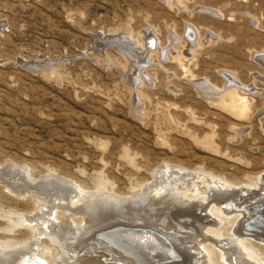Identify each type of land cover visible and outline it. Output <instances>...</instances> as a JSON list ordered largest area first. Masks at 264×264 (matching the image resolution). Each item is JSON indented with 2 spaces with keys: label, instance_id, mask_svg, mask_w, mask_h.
<instances>
[{
  "label": "rangeland",
  "instance_id": "obj_1",
  "mask_svg": "<svg viewBox=\"0 0 264 264\" xmlns=\"http://www.w3.org/2000/svg\"><path fill=\"white\" fill-rule=\"evenodd\" d=\"M261 54L264 0H0V167L27 170V183L6 179L28 190L79 184L105 193L85 226L93 236L130 221L126 201L145 195L165 165L250 183L264 170ZM138 59L148 62L143 72ZM231 78L251 89L246 116L221 104ZM203 81L221 94H203ZM27 196L0 189L1 241L29 237L25 227L4 230L13 218L4 213L34 209ZM225 219L215 231L232 238ZM247 242L264 261V248ZM206 243L212 264H222Z\"/></svg>",
  "mask_w": 264,
  "mask_h": 264
},
{
  "label": "bare ground",
  "instance_id": "obj_2",
  "mask_svg": "<svg viewBox=\"0 0 264 264\" xmlns=\"http://www.w3.org/2000/svg\"><path fill=\"white\" fill-rule=\"evenodd\" d=\"M185 36L192 51L197 38L190 26ZM170 38V46L178 42L173 32ZM148 47L143 46L142 51L148 53ZM156 50L162 53L158 46ZM258 58L264 64V54ZM146 62L140 63L138 59L134 61V66L143 72ZM197 86L203 94H221L204 81L198 82ZM225 90L228 93L221 97L223 107L246 116L251 104L246 91L251 89L240 88L231 78ZM240 90L244 92L243 96ZM10 167H0V189L20 199L31 196L34 209L25 210L22 214L15 211L4 213L7 218L13 217L8 221L12 226H7L5 231L13 232L14 227L21 226L30 234L21 243L0 240V255L5 253L0 257V264H212L207 241L219 248L222 264H264L247 242L252 239L264 248V170L257 173L250 183L235 185L214 176L193 174L187 169L165 165L158 168L155 181L141 192L145 195L139 196L138 193L136 196L139 199L124 200L127 204L131 203L128 209L131 210L128 212L130 216H127H133L130 221L119 220L111 229L97 227L98 231L93 236L85 226L88 217L91 219L89 212L95 206L94 201L105 193H92L79 184L69 185L68 188L48 186L46 192H39L36 187L28 190L22 185L30 177L28 171ZM11 174L13 178L19 177L20 186L12 185L16 178L11 183L6 179ZM46 194L48 196L44 197ZM110 200L118 199L111 197ZM134 203H138L137 206ZM133 208H137L139 213ZM225 218L234 223L232 238L223 239L215 231ZM153 220L162 222V226L153 223ZM175 221L177 226L172 225L181 234H176L177 229L169 225ZM198 236L202 237L204 247L197 245Z\"/></svg>",
  "mask_w": 264,
  "mask_h": 264
},
{
  "label": "built area",
  "instance_id": "obj_3",
  "mask_svg": "<svg viewBox=\"0 0 264 264\" xmlns=\"http://www.w3.org/2000/svg\"><path fill=\"white\" fill-rule=\"evenodd\" d=\"M152 44H153V43H151V46H152ZM153 46H154V44H153Z\"/></svg>",
  "mask_w": 264,
  "mask_h": 264
}]
</instances>
